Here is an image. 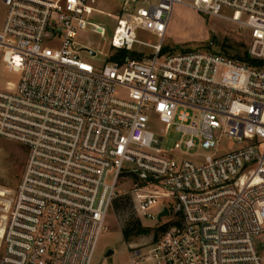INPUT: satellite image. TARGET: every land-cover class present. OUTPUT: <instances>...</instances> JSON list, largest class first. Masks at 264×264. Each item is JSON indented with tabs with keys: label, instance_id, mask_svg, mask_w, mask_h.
<instances>
[{
	"label": "built area",
	"instance_id": "obj_1",
	"mask_svg": "<svg viewBox=\"0 0 264 264\" xmlns=\"http://www.w3.org/2000/svg\"><path fill=\"white\" fill-rule=\"evenodd\" d=\"M0 4L1 63L17 76L0 89V138L25 148L19 178L0 184V264H91L121 182L154 221L129 264H263L264 0H121L115 14L96 0ZM178 4L243 29L253 64L163 51ZM93 14L126 52L99 66L74 40L87 26L105 35Z\"/></svg>",
	"mask_w": 264,
	"mask_h": 264
},
{
	"label": "rangeland",
	"instance_id": "obj_2",
	"mask_svg": "<svg viewBox=\"0 0 264 264\" xmlns=\"http://www.w3.org/2000/svg\"><path fill=\"white\" fill-rule=\"evenodd\" d=\"M96 1L98 8L104 13L111 14L117 12L119 3H121V0ZM2 16L3 7L0 4V22ZM89 21L102 25L105 29V35L101 36L95 33L91 26H87L77 34L74 40L80 46H87L97 51L95 57H89L87 53H83L82 58L94 66H99L108 62V57L115 53L108 45L114 23L105 14H93ZM137 37L147 43L155 44L157 42V38L148 32L138 31ZM247 41L246 32L235 24L200 14L178 4L174 7L164 36L163 51L170 54L209 51L233 58V56H243L247 48ZM142 49L147 50L146 48ZM6 81L15 83L17 76L8 73L3 67L0 49V89L4 88ZM160 137V146L166 150L172 148L178 139L173 128H170ZM232 146L233 143L229 142L228 149H231ZM24 155L25 148L23 146L0 138V184L12 185L16 182L21 172ZM127 189L128 184L121 182L117 192L118 196L109 209L105 221L106 229L99 235L91 264H129L128 244L142 245L150 240L148 230L138 234H130L127 238L123 236L122 229L128 222L139 221L141 228L154 223L153 220H140L138 218L133 208L131 193L129 190L127 192ZM256 244L264 264V242L259 241ZM109 250L113 251L112 254L105 256Z\"/></svg>",
	"mask_w": 264,
	"mask_h": 264
},
{
	"label": "trees",
	"instance_id": "obj_3",
	"mask_svg": "<svg viewBox=\"0 0 264 264\" xmlns=\"http://www.w3.org/2000/svg\"><path fill=\"white\" fill-rule=\"evenodd\" d=\"M124 53H126L125 50H119V51L113 53L109 57V60L117 59V58H119L120 55H123ZM233 58L239 59V60L244 61V62H251V64H253L252 61H248L246 51L244 52L243 56H233ZM115 200H114V202H115ZM147 230L148 229H146V228L140 227L139 221H135V222H128L127 225L122 229V233H123V236L125 238H127L128 235H130V234H138L139 232H142V231L146 232Z\"/></svg>",
	"mask_w": 264,
	"mask_h": 264
},
{
	"label": "water",
	"instance_id": "obj_4",
	"mask_svg": "<svg viewBox=\"0 0 264 264\" xmlns=\"http://www.w3.org/2000/svg\"><path fill=\"white\" fill-rule=\"evenodd\" d=\"M84 50L88 51L91 55H94V51H92V50H90V49H84ZM163 213H166V210H164ZM112 252H113L112 250H109V251L106 253L105 256H109V255H111Z\"/></svg>",
	"mask_w": 264,
	"mask_h": 264
}]
</instances>
